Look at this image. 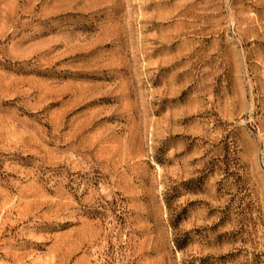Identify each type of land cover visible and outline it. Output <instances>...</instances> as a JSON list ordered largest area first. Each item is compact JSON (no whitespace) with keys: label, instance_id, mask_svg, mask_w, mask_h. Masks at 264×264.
<instances>
[{"label":"rangeland","instance_id":"obj_1","mask_svg":"<svg viewBox=\"0 0 264 264\" xmlns=\"http://www.w3.org/2000/svg\"><path fill=\"white\" fill-rule=\"evenodd\" d=\"M0 264H264V0H0Z\"/></svg>","mask_w":264,"mask_h":264}]
</instances>
